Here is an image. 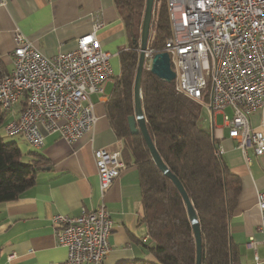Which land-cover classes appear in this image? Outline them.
<instances>
[{
    "label": "built area",
    "instance_id": "obj_1",
    "mask_svg": "<svg viewBox=\"0 0 264 264\" xmlns=\"http://www.w3.org/2000/svg\"><path fill=\"white\" fill-rule=\"evenodd\" d=\"M172 31L163 51L175 71V90L200 105L208 100L212 133L223 125L249 160L251 146L264 154V130L252 127L250 116L264 108V0H167ZM104 23L94 17L93 31L77 39L76 47L55 55L44 54L21 32L15 33L13 68L0 74V106L14 109L26 99L24 109L5 126L37 148L47 133L58 132L69 144L94 127L97 116L91 94L104 93L115 81L111 54L104 50L96 31ZM156 53L148 44L145 67ZM102 97L104 95H101ZM231 109V113L226 112ZM18 115V116H17ZM218 152L222 153L218 145ZM102 195L128 165L122 149L99 147L94 151ZM259 230L264 242V189L257 192ZM57 241L67 248L58 264H104L111 251L113 219L104 201L83 208L79 215L53 216Z\"/></svg>",
    "mask_w": 264,
    "mask_h": 264
},
{
    "label": "crops",
    "instance_id": "obj_2",
    "mask_svg": "<svg viewBox=\"0 0 264 264\" xmlns=\"http://www.w3.org/2000/svg\"><path fill=\"white\" fill-rule=\"evenodd\" d=\"M95 16L104 23L96 31L100 45L111 54L112 68L118 71L119 50L127 47L129 38L115 0H0V59L8 70L12 69L18 31L46 55L71 50L79 37L93 31ZM109 95L99 94L95 103L97 121L76 143H67L58 132L47 133L40 152L50 158V164L37 173L34 184L19 198L0 202V264L64 261L67 248L57 241L53 216L79 215L83 208H96L102 201L113 219L111 251L104 264L137 259L156 261L151 250L154 240L141 219L137 166L123 170L104 195L99 186L95 149H122V141L110 126L104 108ZM250 121L254 129L264 130V108L255 111ZM199 123L213 132L209 117ZM220 126L213 136L229 168L242 182L229 219L231 241L242 264H264L257 205V192L264 189V154L257 155L250 146L247 160L236 139L229 136V128L223 123Z\"/></svg>",
    "mask_w": 264,
    "mask_h": 264
},
{
    "label": "trees",
    "instance_id": "obj_3",
    "mask_svg": "<svg viewBox=\"0 0 264 264\" xmlns=\"http://www.w3.org/2000/svg\"><path fill=\"white\" fill-rule=\"evenodd\" d=\"M146 0H115L129 38L119 50L120 73L105 101L110 126L122 141L127 165L137 166L141 188L142 222L154 240L156 261L137 259L118 264H196L197 242L184 198L155 164L141 132L132 134L128 117L134 113V82L139 59L141 23ZM149 46L162 52L172 24L167 0H155ZM10 70L0 59V74ZM142 104L149 133L169 169L183 183L197 211L202 233L201 264H242L231 241L229 219L242 189L241 178L231 171L218 140L201 127L202 107L178 93L168 82L143 69ZM26 105L22 98L18 113ZM15 107V108H16ZM8 110L0 106V123ZM17 113V114H18ZM25 161L16 141L0 135V202L20 197L50 164L44 153L33 150Z\"/></svg>",
    "mask_w": 264,
    "mask_h": 264
},
{
    "label": "water",
    "instance_id": "obj_4",
    "mask_svg": "<svg viewBox=\"0 0 264 264\" xmlns=\"http://www.w3.org/2000/svg\"><path fill=\"white\" fill-rule=\"evenodd\" d=\"M155 0H146L145 10L141 23L140 40H139V59L134 82V113L128 117V124L132 134L141 132L144 141L149 148L151 158L158 168L169 177L181 192L186 203L189 219L192 223L194 235L197 242V262H202V233L197 211L189 197L183 183L179 177L173 173L161 157L147 127L146 116L142 104V74L145 68V51L149 44L152 20L154 15ZM150 71L159 78L172 82L176 76L171 65L170 55L167 51L157 52L151 60ZM213 136V133H211ZM49 168V167H48Z\"/></svg>",
    "mask_w": 264,
    "mask_h": 264
},
{
    "label": "rangeland",
    "instance_id": "obj_5",
    "mask_svg": "<svg viewBox=\"0 0 264 264\" xmlns=\"http://www.w3.org/2000/svg\"><path fill=\"white\" fill-rule=\"evenodd\" d=\"M153 32V29H151V34ZM150 34V35H151ZM13 68V67H12ZM116 70V69H115ZM119 71L120 69L117 71H114L115 75L117 76L119 74ZM113 85L114 83L110 82V83H107L105 85V91L103 94H100L101 95H108L110 94V92L112 91V88H113ZM206 99H204L202 101V114L200 116V121L203 120L204 118H208L210 119V122H211V114L209 113V111L207 110V105H208V98L206 96H204ZM91 98L93 100L94 103H97V101H99V94L94 92L91 94ZM99 103V102H98ZM105 108V106H104ZM226 112L228 113H231V109L230 108H226ZM18 113V107L12 109V110H8L7 113L5 114L4 116V121L0 123V135L2 136L3 140L5 142H14L16 141L23 153V159L25 161L29 160L30 159V154L29 152L30 151H33V150H38L40 151L41 149L40 148H37L35 147L34 145H32L31 143H29L22 135L20 134H15V135H10L6 132L5 130V126L7 124V122H9L16 114ZM18 116V115H17ZM223 122V114L222 113H218L216 115V124L218 125H221ZM129 166H132V165H128ZM135 166V165H133ZM132 166V167H133ZM127 167V168H128Z\"/></svg>",
    "mask_w": 264,
    "mask_h": 264
}]
</instances>
